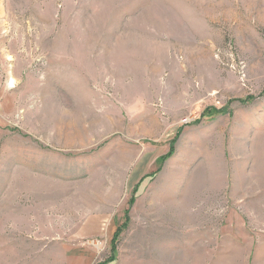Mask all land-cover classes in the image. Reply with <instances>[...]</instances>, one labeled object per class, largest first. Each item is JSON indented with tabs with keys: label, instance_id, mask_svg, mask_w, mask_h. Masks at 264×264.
Instances as JSON below:
<instances>
[{
	"label": "rangeland",
	"instance_id": "rangeland-1",
	"mask_svg": "<svg viewBox=\"0 0 264 264\" xmlns=\"http://www.w3.org/2000/svg\"><path fill=\"white\" fill-rule=\"evenodd\" d=\"M0 264H264V0H0Z\"/></svg>",
	"mask_w": 264,
	"mask_h": 264
},
{
	"label": "built area",
	"instance_id": "built-area-1",
	"mask_svg": "<svg viewBox=\"0 0 264 264\" xmlns=\"http://www.w3.org/2000/svg\"><path fill=\"white\" fill-rule=\"evenodd\" d=\"M9 85H10V88H14L15 87V81L12 80Z\"/></svg>",
	"mask_w": 264,
	"mask_h": 264
}]
</instances>
